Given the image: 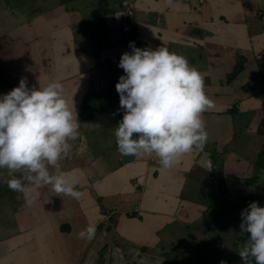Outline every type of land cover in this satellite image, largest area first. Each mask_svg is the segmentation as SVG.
Returning a JSON list of instances; mask_svg holds the SVG:
<instances>
[{"label":"crops","instance_id":"0c3cea01","mask_svg":"<svg viewBox=\"0 0 264 264\" xmlns=\"http://www.w3.org/2000/svg\"><path fill=\"white\" fill-rule=\"evenodd\" d=\"M122 1L29 0L37 8H27V23L0 29V95L21 78L37 89L58 79L74 100L79 137L60 167L81 193L15 192L0 169V264H141L143 252L175 264L166 253L179 251V264L184 251L189 264H244L236 249L250 234L241 233V212L264 207V0H134L137 47L186 57L213 102L202 114L203 152L168 169L154 154L117 150ZM21 3L0 0L1 21L22 17ZM207 159L211 172L201 166ZM233 221L237 239L221 228ZM90 224L94 238L80 239Z\"/></svg>","mask_w":264,"mask_h":264},{"label":"clouds","instance_id":"9594fccd","mask_svg":"<svg viewBox=\"0 0 264 264\" xmlns=\"http://www.w3.org/2000/svg\"><path fill=\"white\" fill-rule=\"evenodd\" d=\"M129 47L118 65L124 75L115 85L120 97L117 111L123 110L114 133L118 152L154 154L166 169L194 150L203 152L207 132L202 114L213 102L204 92L201 73L166 47L140 48L135 42ZM79 128L74 100L64 95L60 80L37 89L21 78L17 87L0 95V169L7 168L11 176L3 182L26 195L48 185L57 196L79 199L72 174L60 167L71 150L69 141L79 137ZM201 166L211 172V159L201 161ZM241 218V233L250 235L238 255L244 264H250V258L254 264H264V207L252 202ZM95 232L96 226L90 224L78 235L90 241Z\"/></svg>","mask_w":264,"mask_h":264},{"label":"rangeland","instance_id":"374dc122","mask_svg":"<svg viewBox=\"0 0 264 264\" xmlns=\"http://www.w3.org/2000/svg\"><path fill=\"white\" fill-rule=\"evenodd\" d=\"M4 1L5 2H8V4H10L9 8L12 7V6L17 5L18 3H21L22 2L21 3V8L22 9H25V10H21V8H20V10L16 11V12H20L21 15H22V17L18 18L17 20H12L10 17L4 16V21L2 22L1 21V16L3 15V12H2L1 6H0V29L3 27V24H4V28H13L14 22H17V23L20 24L22 22V19H23L24 22L21 23L20 25H23V24L27 23L28 19H30V17H31V13H30L31 10L34 12V11H36L35 9L37 8V6L34 5V4H33L32 7H29L28 6L29 0H4ZM31 1H33V0H31ZM32 3H31V5H32ZM46 3H47V1H46ZM45 4L42 7L43 9L46 6ZM2 8H6L4 3H3ZM27 8L28 9H31V10H27ZM98 14H99V12L97 13V15ZM88 20H92L91 16L88 18ZM5 21H7V22H5ZM9 33H10V31H9ZM2 63H4V62L3 61H0V74H1L0 75V78L5 79L7 77L6 76L7 74H6V71H5V67L2 65ZM7 65H9V62H7ZM7 68L10 69L9 67H7ZM14 83H15V78L11 81L10 84H14ZM17 86H18V83L16 84V87ZM13 88H15V87L12 86V89ZM228 222H230V220ZM235 222L236 221L231 222L232 225L230 223H228V229L225 226H221V228L224 229V230H229V233H231V235H233V237H234V231H233V228H234V230H235V239H237L236 238L237 237V231H236L235 227L233 226ZM240 250H241V247H240ZM236 252L238 254L239 251H237V249H236ZM178 254H180V251L178 252ZM178 254L177 255H172V254H167L166 253V257H168L171 261H174L175 264H179V258H177L178 257ZM153 256L156 257L151 252L150 253L149 252H143V263L141 262V264H157L160 260L159 259L156 260ZM181 259L183 261V264H189V262L192 260V259H190V256L185 251L182 253ZM228 264H231V263L228 262Z\"/></svg>","mask_w":264,"mask_h":264},{"label":"built area","instance_id":"2783aa9c","mask_svg":"<svg viewBox=\"0 0 264 264\" xmlns=\"http://www.w3.org/2000/svg\"><path fill=\"white\" fill-rule=\"evenodd\" d=\"M122 13V32L123 38L125 40V48L127 52H130L131 49L129 47L130 42H135V45H139L140 40L138 38H134V14H135V2L134 0H124L121 3Z\"/></svg>","mask_w":264,"mask_h":264}]
</instances>
